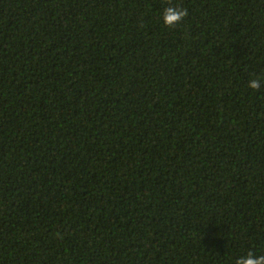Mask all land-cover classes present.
Wrapping results in <instances>:
<instances>
[{
	"label": "trees",
	"instance_id": "obj_1",
	"mask_svg": "<svg viewBox=\"0 0 264 264\" xmlns=\"http://www.w3.org/2000/svg\"><path fill=\"white\" fill-rule=\"evenodd\" d=\"M254 78L264 0H0V264L264 255Z\"/></svg>",
	"mask_w": 264,
	"mask_h": 264
},
{
	"label": "clouds",
	"instance_id": "obj_2",
	"mask_svg": "<svg viewBox=\"0 0 264 264\" xmlns=\"http://www.w3.org/2000/svg\"><path fill=\"white\" fill-rule=\"evenodd\" d=\"M186 15V9L178 6H167L161 13V22L165 27L171 28L180 24L185 19ZM262 82H264L262 78L250 79L247 87L253 91H258L261 88ZM234 264H264V255L249 251L246 255L235 259Z\"/></svg>",
	"mask_w": 264,
	"mask_h": 264
}]
</instances>
